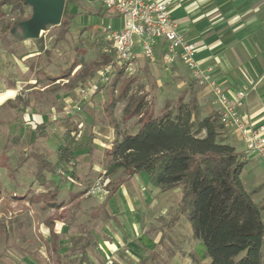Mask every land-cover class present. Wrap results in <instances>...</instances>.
Here are the masks:
<instances>
[{"label":"rangeland","instance_id":"rangeland-1","mask_svg":"<svg viewBox=\"0 0 264 264\" xmlns=\"http://www.w3.org/2000/svg\"><path fill=\"white\" fill-rule=\"evenodd\" d=\"M66 4L70 5L66 7L68 6V11L73 15L70 28L66 32L64 25L48 26L41 34L42 46L46 50L41 56L25 58L22 61L26 67L24 71L17 70L18 67H12V62L14 56L18 58L24 51L22 47V41L25 40L24 31L20 24L31 16V8L27 6L21 10L12 11L0 6V78L8 80L3 73L10 67L16 69H13L16 81L21 83L17 94L19 98L17 108L11 109L10 104L3 103L0 110V264H79L76 257L79 254L77 253L80 250L79 245L67 251L66 255L70 256L69 259L56 261L48 245L50 239L48 231L42 229L43 221L47 217L43 209L47 208L42 205L41 190H37L39 185L34 180L37 172L36 161L33 155L29 157L30 151H40L39 142L32 141V136L28 134L22 142L12 140L18 133V127L21 129L29 127V132H32L35 122L40 121V118L28 112L27 107L30 103L31 107L34 105L38 111L40 110L36 105L47 106L46 118L54 121L57 130H60L65 121L75 123V134H77V140L74 138L75 146L81 142L83 135H87L89 128L93 132L108 126H114L115 129L114 138L111 140L113 144L115 141H120L124 135L136 134L140 127L138 116L124 119L131 105L142 101L143 110L150 111L154 118H160L165 113H170L173 117L177 113L176 108L179 102L191 109L190 97L188 94L183 95V90L188 91L189 87H192L194 91H197L196 84L189 78L188 71L185 77L183 76L186 84L179 86L176 82L167 81L169 79L166 68H158V77L163 83L159 87L156 72L154 73L148 64L139 68L130 66L119 78L114 75L110 82L101 85L97 82L98 71L110 61L103 55L102 48L97 46L103 26L108 24V21L102 22L101 18L94 14V12L100 13L101 2L92 0L90 8L81 5V1L77 0H68ZM10 44L12 47L7 48ZM44 66L48 67L46 71L49 75L58 80L52 87L48 84L47 87L50 88L47 89L46 96H40L37 91L39 87L32 90L27 85L34 79L37 81L44 78L39 70L40 67L44 69ZM71 66L70 73H66L65 71ZM179 76L182 77L181 74ZM2 83H4L3 80ZM98 94L99 98L94 101L92 98ZM5 95L12 96L13 92L8 91L0 96V101ZM108 97H110L109 102H107ZM198 107V100H196V113L192 120L200 121L215 117L214 111L209 116L203 117ZM210 107H215L213 101ZM106 109H108V115ZM218 125L219 123L216 122L217 141L230 145L239 153L242 145L236 143L235 146V134L225 131ZM20 133L23 134L22 131ZM52 136V141L49 140L46 145L50 155H53L55 150L54 133ZM202 136L204 132L197 135V137ZM108 144L110 143H106ZM100 147L99 155L95 154L97 158L95 160L102 170L106 171L108 182L105 190H108L118 184L121 178H126V174L119 169L114 174L108 175L107 169L111 164V158L104 153L107 151L105 145ZM45 153L49 155L48 152ZM76 156L78 159L82 157L79 151ZM241 160L243 162L239 175L241 185L259 208L264 223V160L244 156ZM61 170L60 174H63V169ZM76 172L72 169L69 174L70 182L66 181L84 188L85 192L91 188L94 181L95 183L97 181L88 176H78ZM85 177L87 180H84ZM76 178L79 179L78 184ZM168 201L172 205L157 218L164 232L162 244L160 243L158 248L165 260L163 264H210L204 248L190 237L186 219L180 216L175 221L172 220L177 212L178 196L173 195ZM176 225L178 232L172 230V226ZM80 232L83 233V230H76L77 235ZM169 239L174 242L171 243ZM127 256L122 251L119 257L127 262ZM99 264H107V259L106 263ZM261 264H264V236Z\"/></svg>","mask_w":264,"mask_h":264},{"label":"crops","instance_id":"crops-1","mask_svg":"<svg viewBox=\"0 0 264 264\" xmlns=\"http://www.w3.org/2000/svg\"><path fill=\"white\" fill-rule=\"evenodd\" d=\"M67 1L65 0V4ZM77 1H81V5H86L89 8L92 3V0ZM156 1L164 2L168 0ZM169 1H171L169 17L175 24L177 31L187 41L196 45L195 59L200 67L204 70H210L216 83L230 97L246 88L248 95L239 112L252 126H264V0ZM2 7L11 10L10 6ZM94 14L100 17L102 22L104 20L108 21L115 29L121 27V20L119 18H108L103 7L100 13L94 12ZM99 43H103L101 47L103 52L106 53V44L102 36ZM11 44L7 45V48L12 47ZM22 47H24L22 55L18 58L14 56V61H11L12 67H18L17 70L19 71L26 69L22 64L25 58L30 59L34 56H41L46 50L42 46L41 35L36 39H25L22 41ZM163 51L164 43L158 41L154 47V59L148 60L143 56L140 47L137 45L134 50L135 57L130 66L139 68L146 64L150 65V69L156 72V81L159 87L163 83L158 77V68H166L169 79L167 81L184 86L186 81L183 76L185 77L188 70L179 59H176L172 64L165 63L162 59ZM14 68L9 67L4 71L3 75H6L7 81L3 77L0 78V96L8 91L13 92L12 96L5 95L0 101V110L3 103L10 104L11 109L17 108L19 100L17 94L21 88V83L16 81L14 71L16 69ZM47 68L45 66L44 69L39 68L44 77L43 79L37 81L34 79L27 85L32 90L39 87L40 89L37 91L40 96H46L47 89L50 88L47 87L48 84H51L49 86L52 87L58 80L56 77L49 75L46 71ZM71 68L72 66L65 72L70 73ZM46 76L50 77V80ZM2 80L4 83H2ZM35 82L37 83L33 86ZM196 89L197 91H194L192 87H189L188 91L183 90L182 94L190 96V93L193 92L195 99L198 100V111L203 117L209 116L213 111L217 115V107L215 105V107H210V103L213 101L210 89L197 84ZM97 98H99V94L92 99L95 101ZM109 100L110 97H108L107 102ZM31 106L30 103L27 107L28 112L40 118V121L35 122L32 132H29V127L23 129L18 127V133L12 140L22 142L25 135L32 136V141L39 142L40 151H30L29 157L33 153L41 154L49 162L56 164L57 148L63 145L62 139L67 127L72 129V135H75V140H77L75 123L69 122L68 126L62 124L60 130H57L54 121L46 118L47 106L36 105L40 111L34 105ZM106 112L108 115V109H106ZM39 124H45L46 126L45 130L41 131L42 135L37 137L35 127ZM21 131L23 136L20 133ZM53 133L55 150L54 154L50 155L46 145H48L49 140L52 141ZM92 133L93 136H91ZM114 133V126L98 128L93 132L89 128L87 135H83L81 142L75 146V159L70 166L63 169V174L58 176L57 173V170L60 171L62 168H57L53 174L43 172L44 182L43 184L38 183L37 190H41V195L53 191L54 187L58 189L55 201L60 206L43 209L47 217L42 224V229L47 230L50 236L48 245L53 251L56 261L69 259L70 256L66 255L67 251L72 250L75 245H79L80 250L77 251L79 254L76 255L79 264L85 262L86 264L106 263V259L107 264H140L146 260L145 264L150 262L154 264L165 263L162 254L158 251L160 243L162 244L164 232H162L157 218L158 215L164 214L168 206L172 205L168 200L173 195L178 196V201L180 200L181 194L178 188L160 192L158 188L150 185L144 173L126 175V178H121L120 182L116 184L118 185L117 190L111 196L108 194L109 189L107 193L90 195L88 191H83L84 188L72 185V182L69 183V174L72 169L77 171L78 176H88V178L97 180L103 172H106L102 170L95 159L99 155L101 145H105L107 151H103L106 154L111 149V140L114 138ZM108 142L110 144L106 145ZM236 143L242 145L239 153L243 155V143L235 136V146ZM77 151L82 156L80 159L76 156ZM45 152H48L49 155H46ZM36 173L34 175L35 182H37ZM78 180L76 178L77 184L79 183ZM84 180H87V177ZM178 218L174 216L172 220L175 221ZM106 220L107 222H105ZM189 227V233L191 234ZM177 229V225L172 226V230L175 232H178ZM76 230H83V233L80 232L77 235ZM190 237L192 238L191 235ZM168 241L174 242L171 239ZM198 242L204 248L202 243ZM122 251L128 255L126 257L127 262L122 261L119 257Z\"/></svg>","mask_w":264,"mask_h":264},{"label":"trees","instance_id":"trees-1","mask_svg":"<svg viewBox=\"0 0 264 264\" xmlns=\"http://www.w3.org/2000/svg\"><path fill=\"white\" fill-rule=\"evenodd\" d=\"M0 6H10L12 11H17L26 5L23 0H0ZM72 19L65 4L60 25L65 26L66 32ZM102 45L97 46L102 48ZM103 55L111 58L108 53ZM124 70L120 69L115 77L119 78ZM189 97L191 109L179 102L173 117L165 113L154 118L150 111L143 110L142 101L131 105L124 119L138 116L140 127L136 134L124 135L112 144L107 152L111 158L107 173L119 169L129 176L144 173L150 185L160 192L178 188L181 197L175 218L186 219L192 238L202 243L210 264H261L264 223L259 208L239 179L243 155L217 141V115L213 119H191L196 113V99L193 92ZM68 123L65 121L64 125ZM45 126L37 125L36 135L41 136ZM218 127L222 128L220 124ZM203 132L204 136L197 137ZM74 138L72 129L67 127L63 145L57 148L56 164L41 154H32L39 184L44 182L43 172L53 174L57 168L64 169L73 163ZM117 188L118 185H114L109 189V196ZM57 193L54 187L53 191L40 196L44 208L60 206L55 201Z\"/></svg>","mask_w":264,"mask_h":264},{"label":"built area","instance_id":"built-area-1","mask_svg":"<svg viewBox=\"0 0 264 264\" xmlns=\"http://www.w3.org/2000/svg\"><path fill=\"white\" fill-rule=\"evenodd\" d=\"M170 5L169 0H101L106 16L119 18L122 24L119 29L113 28L110 23L103 26L101 36L106 44L105 52L111 58L98 71L97 82L106 85L120 69L128 68L135 57L137 45L146 59L153 60L154 47L161 41L164 43L162 59L165 63L172 64L179 59L197 85L210 89L217 107L218 122L243 143V156L264 160V126H252L239 112L248 90L244 88L230 97L216 83L211 71L200 67L195 59L196 45L177 31L169 17ZM57 172L60 174V171ZM107 182L106 172H103L88 190L89 194L107 193Z\"/></svg>","mask_w":264,"mask_h":264},{"label":"water","instance_id":"water-1","mask_svg":"<svg viewBox=\"0 0 264 264\" xmlns=\"http://www.w3.org/2000/svg\"><path fill=\"white\" fill-rule=\"evenodd\" d=\"M31 8V16L22 21L20 26L25 39H36L48 26L60 24L65 0H23Z\"/></svg>","mask_w":264,"mask_h":264}]
</instances>
